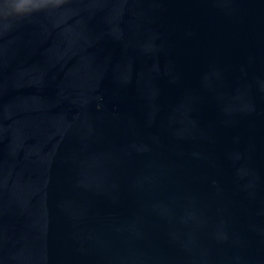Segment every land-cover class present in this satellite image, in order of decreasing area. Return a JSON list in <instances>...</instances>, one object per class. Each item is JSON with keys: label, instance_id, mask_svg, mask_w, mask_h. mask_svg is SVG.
I'll return each instance as SVG.
<instances>
[{"label": "water", "instance_id": "obj_1", "mask_svg": "<svg viewBox=\"0 0 264 264\" xmlns=\"http://www.w3.org/2000/svg\"><path fill=\"white\" fill-rule=\"evenodd\" d=\"M0 264H264V0H0Z\"/></svg>", "mask_w": 264, "mask_h": 264}]
</instances>
